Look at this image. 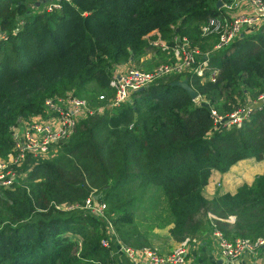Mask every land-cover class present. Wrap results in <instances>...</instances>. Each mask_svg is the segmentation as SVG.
<instances>
[{"label": "trees", "instance_id": "16d2710c", "mask_svg": "<svg viewBox=\"0 0 264 264\" xmlns=\"http://www.w3.org/2000/svg\"><path fill=\"white\" fill-rule=\"evenodd\" d=\"M38 1L0 0V158L13 146V127L42 114L47 98L111 94L114 65L139 62L159 37L181 33L198 44L200 25L221 13L218 0H73L52 11ZM213 62L222 70L216 83L187 76L208 103L173 84L183 75L161 79L82 120L56 156L1 190L0 264H114L103 221L55 206L83 205L92 195L108 205L128 246H150L135 212L140 195L156 189L171 217L162 228L172 224L178 243L216 227L229 240L263 237L264 174L211 200L203 189L215 170L264 158V112L230 130L212 115L264 93V26L217 51Z\"/></svg>", "mask_w": 264, "mask_h": 264}, {"label": "built area", "instance_id": "2783aa9c", "mask_svg": "<svg viewBox=\"0 0 264 264\" xmlns=\"http://www.w3.org/2000/svg\"><path fill=\"white\" fill-rule=\"evenodd\" d=\"M63 1L73 0H53L44 5L52 11L60 9ZM220 10V14L210 17L200 25L201 36L214 42L211 46L202 48L189 36L181 33H176L170 40L161 37L151 40L150 44L154 48L148 52L156 57L160 54L164 56L149 68L135 64L114 65L109 82L111 94L102 93L97 100L78 96L74 92L49 97L44 103L42 114L28 120H20L12 129L11 150L5 157L0 158V191L21 185L37 161L56 156L60 146L70 139L82 120L105 114L130 102L135 92L173 74L183 75L182 79L188 78L187 76L196 77L203 84L216 83L222 70L214 65L215 53L247 34L256 33L264 26V0H222ZM4 37V33H0V38ZM257 98L264 108V93ZM194 101L198 104L208 103L200 94ZM254 107L248 96L245 102L233 111L220 114L213 110L212 115L217 127L230 130L242 127L255 113ZM55 206L62 211L86 209L93 217L110 223L108 205L94 195L83 205L63 203ZM210 217L218 219L212 213ZM228 220L235 221V216H230ZM107 235L104 245L112 247L113 241H119V246L132 264H185L192 243L197 241L193 237H187L169 253L160 254L157 249L149 246L139 248L124 244L112 224L108 227ZM211 236L222 256L230 264H245L243 259L247 253H255L264 247V236L255 240H229L217 227L212 230Z\"/></svg>", "mask_w": 264, "mask_h": 264}, {"label": "crops", "instance_id": "0c3cea01", "mask_svg": "<svg viewBox=\"0 0 264 264\" xmlns=\"http://www.w3.org/2000/svg\"><path fill=\"white\" fill-rule=\"evenodd\" d=\"M201 38L202 39H200L198 43L199 45L205 44V47L211 46V40H205L202 36ZM158 59L159 57L153 56L151 53L147 52L140 59V62L138 64H136L137 62L132 59L125 63L124 66L135 64L138 66L141 65L145 68H149L155 65ZM263 163L264 158L262 160H257L256 158H247L233 165L227 172H220L215 170L210 177L208 185H206L203 189L204 196L207 199L211 200L216 198V196L225 193L234 194L243 184L251 185L255 181L257 176L264 174V171H258L260 170L261 165L264 166ZM230 222L234 221L231 220ZM171 227L172 224L170 226L161 228L160 233L156 237V239L159 240V237L162 235H170V232L168 231ZM193 238H195L197 241L195 243H192L185 264H230L220 253L214 238L211 236V232L204 233L198 237ZM149 242L150 247H158L161 250L160 252L165 254L172 251L178 244V242H175L174 244L166 245L162 244L160 241H155L153 243L151 240ZM111 253L115 263L132 264V262L125 256L121 247L119 246V241H113ZM243 261L245 264H264V247L258 249L255 253H247Z\"/></svg>", "mask_w": 264, "mask_h": 264}, {"label": "rangeland", "instance_id": "374dc122", "mask_svg": "<svg viewBox=\"0 0 264 264\" xmlns=\"http://www.w3.org/2000/svg\"><path fill=\"white\" fill-rule=\"evenodd\" d=\"M51 1H53V0H47V2H45V4L50 3ZM43 4L44 3L42 2L41 5H43ZM200 39H202L201 36H200ZM210 43L214 44V42H210ZM163 56L164 55L160 54L159 58L161 59V57H163ZM175 76H177V75L173 74V75H169L167 77L170 78V77H175ZM167 77L164 78V81H167ZM181 80H183V79H181ZM250 100L252 101V103H254L255 113L257 111L264 112V108H262L263 104L258 101V98H253V97L251 98L250 97ZM259 165H260V163H259ZM258 171H264V166L261 165V168ZM140 197L141 198L138 200L139 204L137 203V210L135 212V215H136L135 218H136V221L139 224V226L144 231L148 232L149 241L151 240L153 243L155 241H160L162 244H166V245L174 244L176 241L171 235H168L169 238H168L167 235H162V236L159 237V240L156 239V237L160 233L161 228L163 226H166L165 223H169L170 222L169 220L171 219V217L169 216V209L167 207V203L165 202V198H164L163 194L161 193V191L158 190V189L149 190V191H147V193L141 194ZM72 211H78V212L82 211V214H84V215L93 216L86 209H83V210L75 209V210H72ZM202 217H203V213L200 215L199 219H203ZM209 217H210V213H209ZM95 218L97 219V217H95ZM98 220L103 221V223L105 224V226H103V228H101L102 232L106 233V237H104L103 240H102V242L104 244V242L107 241V232H108L109 225L112 224V226H113L115 231H116V226L114 225V222L110 219V217H109V220H110L109 224H108V222L106 220H102V219H99V218H98ZM73 237L77 238L78 236H73ZM124 243L126 245H129L126 242H124ZM152 248H154V247H152ZM157 248H154V249H157ZM157 251L160 254H165V253L160 252L161 250L159 248L157 249Z\"/></svg>", "mask_w": 264, "mask_h": 264}, {"label": "water", "instance_id": "95a60500", "mask_svg": "<svg viewBox=\"0 0 264 264\" xmlns=\"http://www.w3.org/2000/svg\"><path fill=\"white\" fill-rule=\"evenodd\" d=\"M47 2V0H41L37 2V6H40L41 3ZM222 6V1L218 0L217 8H220ZM174 85L180 86L183 89L186 90V92L193 98L196 99L199 96V93L190 85L189 79L184 78L183 80H177L173 83ZM144 89H141L139 91H143Z\"/></svg>", "mask_w": 264, "mask_h": 264}]
</instances>
